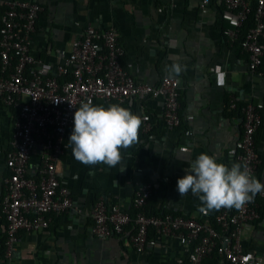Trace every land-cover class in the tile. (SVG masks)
<instances>
[{"label":"crops","instance_id":"obj_1","mask_svg":"<svg viewBox=\"0 0 264 264\" xmlns=\"http://www.w3.org/2000/svg\"><path fill=\"white\" fill-rule=\"evenodd\" d=\"M48 9L42 14L34 48L44 60L56 63L61 52L69 51L79 33L89 24L114 27L125 50L124 67L139 82L156 85L175 63L182 66L179 76L181 103L179 127L169 130L160 119L161 100L141 104L96 100L94 106L120 104L140 115L143 105L153 117L154 130L139 143L121 149L122 165H84L72 154L69 143L74 124L67 130L63 154L57 163L62 183L72 192L75 208L52 215L48 230L21 231L14 252V264H185L182 245L167 237H157L156 246L137 254L126 236L100 239L92 235L90 212L101 197L132 210L135 179L146 178L153 184V208L158 212L183 215L204 221L210 212L199 211L200 200L191 192L183 197L177 181L187 173L191 161L200 154L215 155L231 167L236 143L242 132L243 107L250 101L264 104V76L248 68V56L231 45L224 35L228 26L218 6L201 10L199 0H39ZM46 34L53 45L46 54ZM234 101L239 112L229 113L226 104ZM234 111V110H233ZM14 111L0 108V207L7 175L5 155L9 150ZM232 114V115H229ZM263 123L256 140L261 160L259 180L264 184V109ZM40 161L34 150L30 171ZM264 193V192H262ZM0 212V264H2V226ZM245 251L264 258V216L242 236ZM206 264L220 263L209 258Z\"/></svg>","mask_w":264,"mask_h":264},{"label":"built area","instance_id":"obj_2","mask_svg":"<svg viewBox=\"0 0 264 264\" xmlns=\"http://www.w3.org/2000/svg\"><path fill=\"white\" fill-rule=\"evenodd\" d=\"M199 4L201 10L218 6L228 25L224 30L228 42L247 54L252 73L264 76L259 71L264 61V0H199ZM44 11L39 0H0V108L15 112L1 201L6 219L1 227L6 237L2 264H14L21 231L48 230L52 215L75 208L71 189L59 179L57 163L81 103L161 100L159 116L166 127L173 130L181 124L179 79L166 74L156 85L137 81L122 63L125 50L114 27L101 29L89 24L56 63L37 55L34 39ZM251 15L254 24L243 33L241 29ZM45 40L46 54L50 55L53 45L47 34ZM231 108H236L234 101ZM263 109V103L252 101L243 107L242 132L232 160L246 164L254 177L261 165L256 137ZM140 116L147 118L141 133L150 134L155 124L143 105ZM36 149H40V161L31 173L30 159ZM152 194L151 182L138 185L134 217L119 204L99 198L90 212L92 235L100 239L126 236L137 254L156 246L154 236L167 237L184 247L187 264H205L214 254L220 263L264 264L263 257L245 251L242 244L244 230L260 218L254 199L240 209L219 210L217 230L209 218L200 221L171 213L147 215L145 207ZM261 196L264 198V193ZM151 230L154 236H150Z\"/></svg>","mask_w":264,"mask_h":264},{"label":"clouds","instance_id":"obj_3","mask_svg":"<svg viewBox=\"0 0 264 264\" xmlns=\"http://www.w3.org/2000/svg\"><path fill=\"white\" fill-rule=\"evenodd\" d=\"M181 72L179 63L169 69V75L179 76ZM145 119L120 104L104 107L94 106L91 100L81 103L74 114L69 140L74 158L84 165H122L121 149L139 143V130ZM186 173L178 179L177 190L181 197L190 192L196 195L201 203L199 211L204 214L223 208L240 209L264 192V184L246 164L234 163L229 167L218 162L214 154H200L191 161Z\"/></svg>","mask_w":264,"mask_h":264},{"label":"trees","instance_id":"obj_4","mask_svg":"<svg viewBox=\"0 0 264 264\" xmlns=\"http://www.w3.org/2000/svg\"><path fill=\"white\" fill-rule=\"evenodd\" d=\"M48 13V9L47 8H45V11H44V13L43 14H47ZM253 15H251L250 17H249V20L244 24V26H243V28L241 29V31L243 32V33H245L246 32V30L247 29H249L250 27H252L253 26V24H254V20H253ZM227 28V27H226ZM225 28V29H226ZM236 46H238V45H236ZM239 47V46H238ZM240 48V47H239ZM241 49V48H240ZM242 50V49H241ZM122 63L124 64V62H123V58H122ZM259 71L260 72H262L263 74H264V61H263V64H262V66H261V68L259 69ZM226 110H227V112H229V113H234V112H239V110L240 109H232L231 108V101H229L227 104H226ZM234 110V111H233ZM229 115H232V114H229ZM256 140H257V137H256ZM257 149V148H256ZM260 158V157H259ZM260 170H261V165L259 166V169H258V171H257V173H256V176H255V178H257V179H259V174H260ZM146 182H151V181H149L148 179H146V178H140V177H137L136 179H135V183H136V189L138 188V185H141V184H143V183H146ZM152 183V182H151ZM152 200H153V194H152V196L149 198V200H148V202H147V206L145 207V210H146V214L147 215H163V214H167V212H158V211H156L154 208H153V205H152ZM254 200H255V203L257 204V206H258V212H259V216H260V218H262L263 216H264V198L261 196V193L260 194H257L256 196H255V198H254ZM0 212L2 213V210H1V207H0ZM133 217L135 216V214H136V209L134 208V206H133V204H132V210L129 212ZM217 213H218V211H216V210H213V211H211L210 212V214H209V224L212 226V227H214L215 229H217V230H219V226L217 225V223H216V215H217ZM3 214V213H2ZM175 215H177V214H175ZM3 217H4V223H6V219H5V216L3 215ZM259 218V219H260ZM259 219L257 220V221H259ZM203 221V220H202ZM256 221V222H257ZM255 222V223H256ZM132 227V225L131 226H129V228H131ZM150 236H154V231L153 230H151L150 231ZM2 237H3V239H2V246H1V256H2V258L4 257V252H5V239H6V237H5V235L4 234H2ZM210 258H214L215 259V261H218V257L214 254L213 256H211ZM209 259V258H208ZM207 259V260H208ZM206 260V261H207ZM206 261H205V264H206ZM185 264H187V261H186V263Z\"/></svg>","mask_w":264,"mask_h":264}]
</instances>
